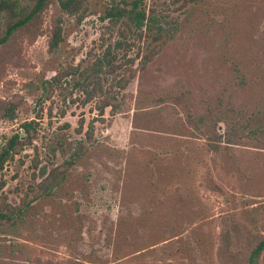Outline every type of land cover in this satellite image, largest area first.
Listing matches in <instances>:
<instances>
[{"label":"rangeland","instance_id":"374dc122","mask_svg":"<svg viewBox=\"0 0 264 264\" xmlns=\"http://www.w3.org/2000/svg\"><path fill=\"white\" fill-rule=\"evenodd\" d=\"M29 122L0 171V264H246L264 232V0L52 4L0 52V146Z\"/></svg>","mask_w":264,"mask_h":264},{"label":"trees","instance_id":"16d2710c","mask_svg":"<svg viewBox=\"0 0 264 264\" xmlns=\"http://www.w3.org/2000/svg\"><path fill=\"white\" fill-rule=\"evenodd\" d=\"M182 1L187 2L191 0ZM86 2L87 0H0V52L6 50V48L13 44L19 36H27L36 33L42 26L43 15L52 4H55L62 13L78 15L82 14L86 9ZM114 12L115 10H112L111 14L113 15ZM138 14L144 16L143 12H139ZM60 34L61 20L58 18L52 32L51 47H56L58 45V42L61 40ZM160 38V35L154 36L155 40ZM158 48L159 43H156L140 56L142 68L150 62L153 56L157 53ZM104 61L105 60L97 59V61H95L89 68V72L84 75L85 83H81V86L88 94L89 98L95 96L97 92H104L102 79L104 78L103 76L105 73H101ZM130 61L133 62V58ZM106 62L108 64L109 59H107ZM118 68H121V66ZM124 68H126V65ZM123 70L126 71V74H121L119 77L117 76L115 78L116 86L121 90L125 89L136 73L135 68L132 66ZM84 72L81 73L84 74ZM107 72L116 73L114 68ZM90 79L91 83H87ZM117 102L118 100L114 95H109L101 102L99 109L100 111H103L105 106H111V110H115ZM3 110L2 114L4 117L10 119L14 118V106L12 104H6ZM22 127L26 133L25 136H22L21 133H13L8 137L6 142L0 146V171L6 161L30 140L32 136L31 123H24ZM92 132L93 127L90 125L89 129L86 131V137H88V139L91 137ZM48 184L49 182L42 183L43 192ZM9 218V215L0 211V223H3L4 220H9ZM263 250L264 232L251 246L246 257V264H259V258Z\"/></svg>","mask_w":264,"mask_h":264}]
</instances>
